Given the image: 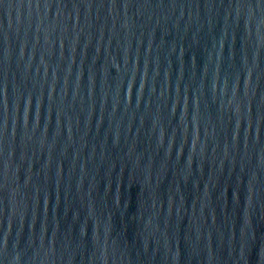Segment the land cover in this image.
Here are the masks:
<instances>
[{"label":"water","instance_id":"1","mask_svg":"<svg viewBox=\"0 0 264 264\" xmlns=\"http://www.w3.org/2000/svg\"><path fill=\"white\" fill-rule=\"evenodd\" d=\"M0 264H264V0H0Z\"/></svg>","mask_w":264,"mask_h":264}]
</instances>
